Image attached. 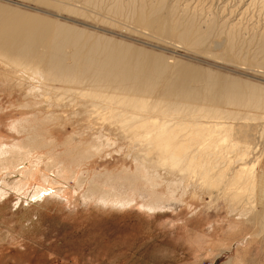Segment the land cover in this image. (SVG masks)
<instances>
[{"label": "bare ground", "instance_id": "bare-ground-1", "mask_svg": "<svg viewBox=\"0 0 264 264\" xmlns=\"http://www.w3.org/2000/svg\"><path fill=\"white\" fill-rule=\"evenodd\" d=\"M67 1L73 8L62 5L63 10L76 13L79 0ZM158 1L85 0L94 11L91 20L113 22L121 29L132 28V23L175 37L179 44L200 52L208 50L211 38L225 36L224 57L233 61L241 41L239 25L212 20L201 29L196 22L199 10L188 15L182 7L166 8L165 0ZM250 3L259 9L258 15L264 14V0ZM7 8L0 7L1 84L20 93L25 101L22 108L37 115L13 125L29 136L0 153V174L12 167L19 175L36 151L47 149L39 161L48 158L47 165L58 168V177L71 174L78 188L86 187L88 197L108 209H126L136 203L151 212L193 209L188 201L207 204L203 198L207 194L227 205V239L244 235L247 224L254 226V237L264 238V209L256 212L264 191V85L205 68L179 75L152 73L153 69L137 61V56L144 58L146 53L132 46ZM257 40L263 55L264 37ZM256 64L264 68L263 58ZM75 124L78 130L64 141L65 152L55 153L56 136L68 134V126ZM119 143L127 144L134 170L125 166L120 172H107L103 182L100 176L87 172L79 177L73 170L95 156L124 151ZM5 178L0 181L1 196L19 189V176ZM40 192L35 189L26 197ZM245 239L253 240L252 236Z\"/></svg>", "mask_w": 264, "mask_h": 264}, {"label": "rangeland", "instance_id": "rangeland-1", "mask_svg": "<svg viewBox=\"0 0 264 264\" xmlns=\"http://www.w3.org/2000/svg\"><path fill=\"white\" fill-rule=\"evenodd\" d=\"M79 1L74 6L76 13L63 10L64 7L73 8V4L70 7L71 3L67 0H0V7H8V11L25 14L29 18L59 22L123 42L146 53L144 58L137 56V61L139 66L149 71L153 69L152 73L179 75L191 69L205 68L255 85H264V68L256 66L258 61L264 60V54H259L257 44L258 37H264V14L258 15L259 9L251 7L252 0L163 1L167 4L166 8L176 5L178 10L182 7L188 15L199 10L196 22L201 29L212 20L219 25H239L241 34L238 38L241 43L237 47L239 50L235 49L236 56L232 62L224 57L227 50L225 36L211 38L207 50L212 52L210 55L207 51L200 52L179 44L175 37L153 33L129 22L132 28L121 29L122 25L114 27L111 25L113 22L108 24L91 20L89 16L94 18L91 13L93 9L85 0ZM253 24L257 26L256 34ZM2 81L0 153L5 148L22 143L29 136L17 132L13 125L21 119L37 115L31 109L22 108L25 102L23 97L15 91L12 93L1 84ZM75 125L68 126V134L56 136L58 145L53 148L55 153L65 152L64 141L70 132L78 130ZM42 131L47 135L45 127ZM118 145L124 151L115 154V149L111 151L112 156L109 153L95 156V159L91 158L85 165L73 167V170L79 177L88 172L87 175L91 177L100 176L101 181H104L103 174L107 172H120L125 166H131L134 170L127 144ZM48 151H36L19 175L16 174L18 170L12 167L0 174V181L5 177L8 180L20 177L17 191L0 195L4 198L0 197V264H264V238L253 236L254 226L245 225V234L237 239L226 238L230 215L224 200L218 203L217 198L209 199L204 194L207 204L198 199L188 201L193 209L196 208L195 211L184 207L178 211L151 212L137 203L128 205L126 209H108L99 205L96 199L88 197L86 187L78 188L77 180L71 178V174L65 178L58 177V168L49 167L48 158L39 161L40 157H46ZM35 189L40 190V194L27 198ZM261 197L262 203L256 212L264 209V191ZM22 199L28 203L27 206ZM211 226L215 229H211ZM246 236H252L253 240H246Z\"/></svg>", "mask_w": 264, "mask_h": 264}]
</instances>
